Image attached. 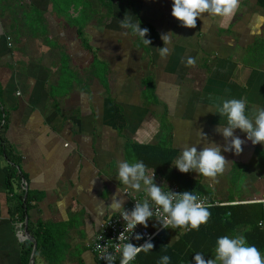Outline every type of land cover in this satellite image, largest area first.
<instances>
[{
    "label": "crops",
    "instance_id": "0c3cea01",
    "mask_svg": "<svg viewBox=\"0 0 264 264\" xmlns=\"http://www.w3.org/2000/svg\"><path fill=\"white\" fill-rule=\"evenodd\" d=\"M60 3L0 0V264H25V228L37 243L34 264H102L93 243L118 213L107 209L112 199L129 200L116 174L132 143L165 144L175 161L200 132L198 150L224 145L218 114L207 112L216 97L245 99L246 111L264 107V0H239L233 15L198 18L195 28L171 16V0ZM126 16L148 29L150 45L120 26ZM242 149L221 147L215 179L191 172L217 201L264 198V145ZM243 166L248 190L239 198L231 182ZM21 194L30 205L23 219ZM179 238L169 231L163 241Z\"/></svg>",
    "mask_w": 264,
    "mask_h": 264
},
{
    "label": "clouds",
    "instance_id": "9594fccd",
    "mask_svg": "<svg viewBox=\"0 0 264 264\" xmlns=\"http://www.w3.org/2000/svg\"><path fill=\"white\" fill-rule=\"evenodd\" d=\"M238 6L239 0H171L170 14L181 27L195 28L198 18L203 21L213 17H229L235 13ZM120 26L130 30L143 44L150 45L151 41L146 38L148 29L141 28L140 23L133 21L131 16L121 20ZM161 39L164 46L159 48V55L163 58L169 52L165 45L169 42L170 35L164 34ZM193 62L191 58L187 60L189 65ZM246 106L245 99L216 97L211 104L214 111L207 112L218 114L220 123L215 131L223 138L224 145L203 146L198 150L201 141L206 139L205 134L200 132L198 134L200 139L196 144L185 146L172 165L180 173L195 172L205 178L215 179L223 172L226 161L225 156L221 154V147L224 152L239 155L246 141H250L253 146L264 145V107L246 111ZM237 129L245 134L244 139L234 134ZM154 177V172L151 175L147 174V167L143 161L135 158L131 162L117 161L116 180L127 189L142 190L145 198L135 202L131 210L123 207V198L114 197L107 205L110 213H120L124 224L123 231L116 238L118 243L112 245L114 249L112 253L108 252L107 245H97L101 259L106 264H114L116 254H119V264H132L139 253L148 254L152 251L153 243L150 239L140 245L130 242V237L136 241L143 238L140 233L134 234L137 225L147 228L149 221L154 219V228L159 225V229H180L183 232L199 230L200 225L207 223L210 205L203 198L193 191L175 192L168 187L165 190L162 185L154 182ZM257 227L264 229V220H258ZM213 251L214 257L210 259H205L199 252L195 253L192 257L193 264H264L261 252L255 245H250L242 233L218 237ZM157 264H170V257L161 256Z\"/></svg>",
    "mask_w": 264,
    "mask_h": 264
},
{
    "label": "trees",
    "instance_id": "16d2710c",
    "mask_svg": "<svg viewBox=\"0 0 264 264\" xmlns=\"http://www.w3.org/2000/svg\"><path fill=\"white\" fill-rule=\"evenodd\" d=\"M127 159L131 162L133 158L143 161L147 170H152L155 175L165 178L171 183H177L183 191L204 193L213 195L212 190L203 185L192 173H180L172 166L178 152L165 144H140L132 143ZM8 154V153H7ZM13 178V173L11 174ZM11 186V179L9 182ZM16 213L18 217L25 218L30 208L29 200L23 201V195L18 196ZM230 201H232L230 199ZM210 217L206 224H202L199 230L180 233V238L172 245L166 244L163 239H154L153 249L148 254L141 252L137 256L136 264H157L163 255L170 257V264H193L192 257L199 252L205 259L214 256L215 241L224 235L242 233L250 245L264 254V229L257 227L258 220H264V207L262 203H239L237 205L216 206L208 208ZM30 230L32 227L30 226ZM43 229L38 227L37 233ZM43 245V244H42ZM32 242L24 244V263H29L32 252ZM45 247V244L43 245ZM40 248L42 246L40 245Z\"/></svg>",
    "mask_w": 264,
    "mask_h": 264
},
{
    "label": "built area",
    "instance_id": "2783aa9c",
    "mask_svg": "<svg viewBox=\"0 0 264 264\" xmlns=\"http://www.w3.org/2000/svg\"><path fill=\"white\" fill-rule=\"evenodd\" d=\"M9 45H11V44H9ZM148 172L150 173V175L153 173L152 170H149ZM155 177H156V175H155ZM165 184L166 185H162V187L165 190L168 187L172 191L183 192V190L180 188V186L175 182L174 183H171V182L168 183L167 182ZM123 192L129 198L128 202L124 206V208L126 210H131L134 207L135 202L142 201L145 198L144 193H134L130 189H124ZM196 194H198L199 197L203 198L205 200V202L208 205H210L209 208L216 207V206H228V205H237L239 203H244V202H239V201L238 202H220V201H217L213 196H209L207 194L199 193V192H196ZM246 203H262V205L264 207V198L263 199H254L252 201H246ZM154 223H155L154 219L152 221H149V226L147 228H144L140 225H137L136 229L134 230V234L140 233L143 238L139 241H136L134 239H131V237H130V242L133 243L134 245H140L149 239L151 240V242L157 238L164 239L166 233L169 231H176L179 233L186 232V231L181 232L180 229H175V230H173V229H159V225H157L154 228L153 227ZM123 224H124V222L120 218V213L118 212L116 215L111 216V220H109V218H108L107 220H105L100 225L99 232H98V234L95 238V241L93 243V249H94V253H95L97 259L102 264H106V262L101 259L100 252L97 250V245L98 244H101L102 246L107 245L108 246V252L112 253L114 251L112 245L118 243L116 238L119 235V233L121 231H123ZM116 255H117V258H116V261L114 262V264H119V254H116ZM136 260H137V257L132 262V264H136Z\"/></svg>",
    "mask_w": 264,
    "mask_h": 264
},
{
    "label": "rangeland",
    "instance_id": "374dc122",
    "mask_svg": "<svg viewBox=\"0 0 264 264\" xmlns=\"http://www.w3.org/2000/svg\"><path fill=\"white\" fill-rule=\"evenodd\" d=\"M68 3V0H61V6L66 8V6ZM264 45V44H263ZM259 50L261 48H258ZM65 79L64 80H69L70 81V78L69 77H64ZM166 119H164L165 121ZM163 132L166 133L169 135L170 134V131H172V127L168 126V127H163ZM167 137V136H166ZM241 169H236L234 174H233V181L231 182L232 184V192L239 196V198H241L245 192H247V187L248 185H246V176L244 174V171L245 170H242L244 169V166L243 167H240ZM243 202V201H242ZM246 203V201L244 202ZM262 254V253H261ZM262 257H264V254H262Z\"/></svg>",
    "mask_w": 264,
    "mask_h": 264
},
{
    "label": "water",
    "instance_id": "95a60500",
    "mask_svg": "<svg viewBox=\"0 0 264 264\" xmlns=\"http://www.w3.org/2000/svg\"><path fill=\"white\" fill-rule=\"evenodd\" d=\"M25 233H26V236H27V239H29L33 244H34V249H33V253H32V256H31V263L30 264H34V254H35V250H36V246H37V243L36 241L30 236L29 232L27 231V229L25 228Z\"/></svg>",
    "mask_w": 264,
    "mask_h": 264
}]
</instances>
